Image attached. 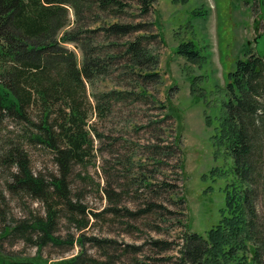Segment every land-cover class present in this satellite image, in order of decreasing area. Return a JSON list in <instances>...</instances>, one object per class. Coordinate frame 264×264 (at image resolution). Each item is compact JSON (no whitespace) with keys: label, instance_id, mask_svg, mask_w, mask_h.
Returning <instances> with one entry per match:
<instances>
[{"label":"trees","instance_id":"trees-1","mask_svg":"<svg viewBox=\"0 0 264 264\" xmlns=\"http://www.w3.org/2000/svg\"><path fill=\"white\" fill-rule=\"evenodd\" d=\"M156 1L0 0V165L10 170L11 193L40 200L46 213L45 219L35 217L4 229L0 240L11 235L31 243V234L38 232L37 245H61L54 233L63 217L85 229L88 221L78 215L86 214V207L73 200L70 186L75 168L88 170L96 152L103 151L96 142L106 136L93 118L109 120L120 106L151 104L166 111L167 106L150 90L162 82L154 43L164 39L152 33L156 24L148 20ZM259 2L264 10V0ZM263 38L256 40V51L248 50L236 62L226 85L219 143L232 156L233 173L242 184L226 192L227 214L207 237L196 232L185 236L184 264H264ZM69 45L81 51V62ZM176 52L191 61L202 57L193 41L180 44ZM103 78L120 89L97 91L93 103L88 86L97 89ZM172 116L157 114L151 124L162 130ZM166 141L159 139L149 150L158 166L165 164L163 152L181 149L179 132L171 146ZM38 146L52 155L59 174L46 178L33 172L29 148ZM180 170L184 173L183 162ZM145 185L153 184L146 181ZM76 241L84 248L80 239L70 245ZM58 264L98 263L81 253Z\"/></svg>","mask_w":264,"mask_h":264},{"label":"rangeland","instance_id":"rangeland-1","mask_svg":"<svg viewBox=\"0 0 264 264\" xmlns=\"http://www.w3.org/2000/svg\"><path fill=\"white\" fill-rule=\"evenodd\" d=\"M148 20L156 24L152 33L164 39L154 43L162 82L150 90L166 111L151 104L120 106L109 120L93 118L106 136L96 142L103 151L96 152L88 170L75 168L70 186L73 200L86 207L78 219L88 221L87 227L80 230L67 217L60 219L54 234L61 245H37L38 232L31 234V243L3 237L0 261L58 264L84 253L98 264H184L181 249L188 232L207 237L227 214L226 192L242 183L233 173L232 156L219 143L226 85L236 62L248 50H257L256 40L264 36V10L259 0H157ZM189 41L201 51L199 60L177 54L179 45ZM69 47L81 62V51ZM96 87L88 86L93 103L97 91L120 89L105 78ZM160 113L173 114L164 123L162 130H170L165 134L151 124ZM176 131L181 149L163 152L165 164L158 166L150 147L159 139L171 146ZM29 150L34 173L46 178L59 174L50 153L40 146ZM9 172L0 165L1 235L20 222L46 218L40 200L11 193ZM146 181L153 185L146 186ZM170 188L176 193L168 192ZM73 239L82 240L84 248L78 241L70 245Z\"/></svg>","mask_w":264,"mask_h":264}]
</instances>
